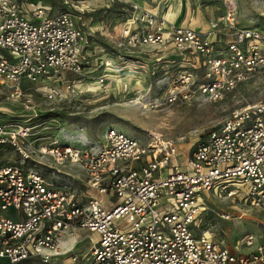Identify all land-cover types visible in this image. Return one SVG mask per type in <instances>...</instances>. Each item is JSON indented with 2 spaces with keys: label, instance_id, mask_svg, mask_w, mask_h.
I'll return each instance as SVG.
<instances>
[{
  "label": "built area",
  "instance_id": "built-area-1",
  "mask_svg": "<svg viewBox=\"0 0 264 264\" xmlns=\"http://www.w3.org/2000/svg\"><path fill=\"white\" fill-rule=\"evenodd\" d=\"M89 5L0 0V81L24 95L26 110L34 101L23 92L25 83L45 87L54 100L97 70L90 44L99 30L96 21L87 22ZM226 6L225 31L214 22L204 31L173 23L138 3L114 28L121 46L163 47L170 62L181 64L167 77L168 103L217 102L264 71V29L239 26L234 7ZM118 57L143 68L141 58ZM165 57L151 59L153 74L164 71L157 63ZM113 60L101 61L97 75L96 86L105 91ZM32 128L0 121V264H264L257 235L231 243L207 227L209 194L264 209V97L200 134L187 154L161 134L141 141L116 128L98 146H62L58 139L41 145L39 151L59 163L80 165L81 179L28 167L32 149L22 144H33ZM10 148L20 158L1 156ZM220 217L228 220L231 213ZM86 241L87 251L78 253Z\"/></svg>",
  "mask_w": 264,
  "mask_h": 264
},
{
  "label": "rangeland",
  "instance_id": "rangeland-1",
  "mask_svg": "<svg viewBox=\"0 0 264 264\" xmlns=\"http://www.w3.org/2000/svg\"><path fill=\"white\" fill-rule=\"evenodd\" d=\"M37 1L43 4L63 2ZM145 1L152 9L157 10L160 17L174 8V15L172 14L170 20L188 23L202 31L209 28L212 22L218 23L220 29L226 27L223 18L227 15L226 5L230 2L234 7V21L239 26L264 29V0ZM90 3L86 10L87 22L93 25L92 22L96 21L94 27L99 30L95 32L90 44L94 55L92 65L97 69L90 74L92 78L81 83L71 94L54 100L46 98L45 87H40L37 91V85L25 83L23 92L30 94L34 101L33 108L29 110L24 107V95H13L11 88L0 81V121L12 118L33 127V144H22L23 147L32 149L28 167L42 171L50 177L58 175L71 180L75 177L81 179L86 172L80 165L69 160L59 163L52 155L39 151L41 145L50 146L51 142L58 139L62 146H98L103 143L109 128H116L141 141H147L149 134L155 132L174 139L181 151L187 154L200 134L219 127L235 109L256 103L264 97L263 71L239 85L225 100L215 102L198 98L189 102L168 103L165 99L167 77L176 73L181 64L170 62V52L164 51L163 47L142 50L124 44L121 46L123 39L114 28L115 24L123 23L125 15L132 12L134 3L139 4L141 1L94 0ZM162 53L167 57L157 65H163L164 71L153 74L152 70L157 68L153 66L149 70L151 59ZM119 55L141 58L143 68L136 69L141 64L135 59L126 58L123 65L124 60ZM109 56L114 58L113 64L116 68L108 76V90L105 91L96 86V80L97 75L104 69L101 61ZM1 156L8 160L20 158V154L12 148L1 152ZM209 195L211 199L207 201V227L212 233L231 243L239 241L246 233H253L264 241V209L235 204L231 199H224L217 194ZM223 211L231 213L230 219L220 217ZM240 214L242 217H239ZM87 242L79 245L78 253L87 251Z\"/></svg>",
  "mask_w": 264,
  "mask_h": 264
},
{
  "label": "crops",
  "instance_id": "crops-1",
  "mask_svg": "<svg viewBox=\"0 0 264 264\" xmlns=\"http://www.w3.org/2000/svg\"><path fill=\"white\" fill-rule=\"evenodd\" d=\"M90 1H94V0H89V3H90ZM141 1V3H139L142 7H145V8H148V9H150L152 12H154V13H156V14H158L157 13V10L155 11L154 9H152L150 6H149V4L147 3V1H145V0H140ZM90 5H91V3H90ZM170 12V9H169V11L167 12V13H164L162 16L164 17V18H166L168 21H171V22H176V23H178L177 21H174V20H170V15H168L167 16V14ZM159 15V14H158ZM182 23H184V22H182Z\"/></svg>",
  "mask_w": 264,
  "mask_h": 264
},
{
  "label": "bare ground",
  "instance_id": "bare-ground-1",
  "mask_svg": "<svg viewBox=\"0 0 264 264\" xmlns=\"http://www.w3.org/2000/svg\"><path fill=\"white\" fill-rule=\"evenodd\" d=\"M228 2H229V1H228ZM229 4H230V6L232 5L230 2H229ZM173 9H174V8H171V9H170V12L167 14V16L170 15V17H171V16L173 17V15H174ZM172 14H173V15H172ZM137 103H139V102H137ZM140 103H141V102H140ZM139 107H140V106H139Z\"/></svg>",
  "mask_w": 264,
  "mask_h": 264
}]
</instances>
